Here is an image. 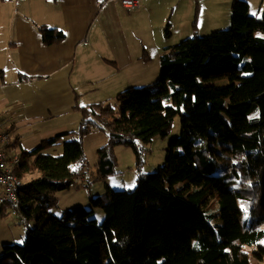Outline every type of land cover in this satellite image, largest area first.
Masks as SVG:
<instances>
[{
	"label": "trees",
	"instance_id": "obj_1",
	"mask_svg": "<svg viewBox=\"0 0 264 264\" xmlns=\"http://www.w3.org/2000/svg\"><path fill=\"white\" fill-rule=\"evenodd\" d=\"M247 6L232 0L229 28L194 31L163 47L156 82L129 86L113 103L76 107V132L18 151L13 172L24 184L14 206L0 204V214L13 206L26 234L21 244L1 246L0 264H250L245 247L264 258V245L256 244L264 238V13L251 16ZM37 28L44 45L65 39L59 28ZM177 115L180 133L164 162L142 173V146L166 137ZM93 130L107 134L96 151L95 179L114 173V147L124 145L136 156L135 187L106 185L89 196V208L49 215L57 192L76 181L86 187L82 138ZM66 136L73 137L61 140ZM59 142L60 155L41 154Z\"/></svg>",
	"mask_w": 264,
	"mask_h": 264
},
{
	"label": "crops",
	"instance_id": "obj_2",
	"mask_svg": "<svg viewBox=\"0 0 264 264\" xmlns=\"http://www.w3.org/2000/svg\"><path fill=\"white\" fill-rule=\"evenodd\" d=\"M107 2L0 0V127L8 135L4 146L9 156L29 150L22 146L21 127L39 124L46 133L40 142L76 132L80 122L76 107L114 100L124 88L147 85L158 76V63L142 58L116 29L112 38L108 29L101 28ZM208 16L209 22L207 15L201 21L218 29L227 11ZM41 25L61 29L65 39L44 45L37 28ZM86 175L82 173L84 183ZM97 189L95 195L104 191L101 185ZM6 212L3 208L2 215Z\"/></svg>",
	"mask_w": 264,
	"mask_h": 264
},
{
	"label": "rangeland",
	"instance_id": "obj_3",
	"mask_svg": "<svg viewBox=\"0 0 264 264\" xmlns=\"http://www.w3.org/2000/svg\"><path fill=\"white\" fill-rule=\"evenodd\" d=\"M231 1L232 0H228L227 2L226 0H144L142 2L141 0L136 7H124L118 0H108L105 10L101 14V28L104 30L108 29L112 38L114 37L113 29H116L118 34L122 33L126 43L135 45V50H139V54H141L142 58L144 56L147 58L149 57L153 64L158 63L160 66V61L158 60L163 47L173 46L182 39L193 36L194 31H196V35L206 36L211 32L213 33L215 30L229 28ZM243 1L248 3L249 15L260 17L264 13V0ZM105 5L106 4H104L103 7ZM224 8L225 11H227V18L225 19V23H221L219 27H216L218 29L213 28V30L201 21L203 15H207L206 21L209 22L208 14H216L219 16V12L221 10L223 11ZM220 17H224V15H220ZM159 51L160 54L158 56L157 52ZM160 70L159 68V71L156 72V76L160 74ZM7 75L8 73L6 72L4 77L7 78ZM98 99L101 100V97H98ZM113 101L114 100H110L108 102L113 103ZM179 122V115H177L173 118V122L166 137L155 136L149 143L142 146L145 156V160L141 167L142 173L148 174L155 172L157 168L162 165L165 158V148L168 142L171 138L176 137L180 133ZM21 129L22 130L19 132L21 136L20 140L25 149H31L37 146L41 138L46 134L37 123L23 126ZM26 136H28V138ZM71 138V136H66L61 140ZM82 141L83 150L89 164L88 172L85 176L87 187L84 188L80 186V181H76V184L68 189V191L63 190L57 192L56 206L48 210L49 215L59 216L64 210L76 206L89 208V202H87L86 197L88 198L89 193L92 196H97L95 192L98 191V185H101V190L106 185H109L111 190L127 191L132 190L136 185L137 161L130 147L124 145H117L114 147V160L116 163L114 173L106 177L105 181H100L95 180L94 177L96 174L94 166L97 157L96 151L100 146L106 143L107 134L103 130H93L85 134ZM61 152V142L55 145H48L41 150V154L52 156L60 155ZM104 192L105 191H102L98 195ZM6 213L7 215H0V248L4 244H21L26 234V227L19 222L18 217L11 213ZM94 216L101 221L103 212L96 209ZM34 217L35 216L29 220V226L31 227L35 225ZM262 228H264V224ZM256 244L264 245V238L260 239ZM245 250L249 255L248 259L250 264H264V258L258 261L252 256L251 247H245Z\"/></svg>",
	"mask_w": 264,
	"mask_h": 264
},
{
	"label": "built area",
	"instance_id": "obj_4",
	"mask_svg": "<svg viewBox=\"0 0 264 264\" xmlns=\"http://www.w3.org/2000/svg\"><path fill=\"white\" fill-rule=\"evenodd\" d=\"M124 7L138 6V0H118ZM0 127V204H14L17 202V189L24 183L21 178L13 172L19 162L18 155L9 156L5 151V142L8 141V135L1 132ZM10 213L18 217L20 223L25 224V218L17 214L13 208Z\"/></svg>",
	"mask_w": 264,
	"mask_h": 264
},
{
	"label": "bare ground",
	"instance_id": "obj_5",
	"mask_svg": "<svg viewBox=\"0 0 264 264\" xmlns=\"http://www.w3.org/2000/svg\"><path fill=\"white\" fill-rule=\"evenodd\" d=\"M18 190V189H17Z\"/></svg>",
	"mask_w": 264,
	"mask_h": 264
}]
</instances>
